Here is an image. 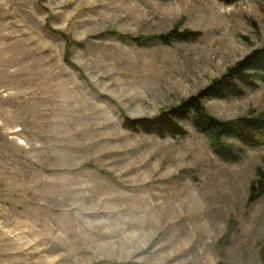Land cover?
Here are the masks:
<instances>
[{
    "label": "rangeland",
    "instance_id": "1",
    "mask_svg": "<svg viewBox=\"0 0 264 264\" xmlns=\"http://www.w3.org/2000/svg\"><path fill=\"white\" fill-rule=\"evenodd\" d=\"M176 26L200 36L133 39ZM263 47L264 0H0V264H264V145L124 126ZM247 72L209 114L264 119Z\"/></svg>",
    "mask_w": 264,
    "mask_h": 264
},
{
    "label": "trees",
    "instance_id": "2",
    "mask_svg": "<svg viewBox=\"0 0 264 264\" xmlns=\"http://www.w3.org/2000/svg\"><path fill=\"white\" fill-rule=\"evenodd\" d=\"M227 4L237 0H220ZM200 32L184 30L180 31L176 26L172 31L159 36L133 37L141 45H147L152 41L170 42L177 40H195ZM264 69V47L255 50L252 54L239 62L227 75L202 90L199 95L183 100L179 105L162 111L155 118L125 117L124 126L129 129H143L146 133L156 134L160 137L184 136L188 132L180 123L183 120L190 121L193 127L204 134L212 151L225 161H239L241 159L242 147L234 142H229L228 137H234L249 146L264 145V119L249 118L248 120H223L209 114L203 103V97L223 96L230 93L234 88L233 80L246 81L250 85L253 79L260 74H248L247 70L259 71ZM250 200L258 197L255 192V185L251 187ZM261 191V190H260ZM259 191V192H260ZM263 192V191H261ZM133 264V263H132Z\"/></svg>",
    "mask_w": 264,
    "mask_h": 264
}]
</instances>
